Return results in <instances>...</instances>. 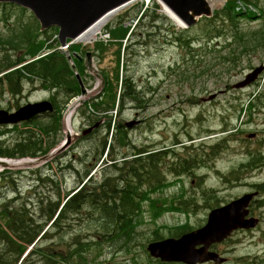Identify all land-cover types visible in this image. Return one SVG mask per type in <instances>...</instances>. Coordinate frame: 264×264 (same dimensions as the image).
Masks as SVG:
<instances>
[{
	"label": "rangeland",
	"instance_id": "1",
	"mask_svg": "<svg viewBox=\"0 0 264 264\" xmlns=\"http://www.w3.org/2000/svg\"><path fill=\"white\" fill-rule=\"evenodd\" d=\"M252 1L257 4L215 0L212 15L229 2L235 13L248 17L241 22V34L260 31L264 23L261 17L264 0ZM154 2L157 1L131 0L103 20L97 35L72 42L74 53L70 57L78 66L87 92L81 95L78 83V95L60 112L62 129L55 136L42 128L49 124L47 118H42L37 128L23 122L0 124L2 151L12 153L14 142L28 133L26 129L39 133L41 139V151L36 156L0 157L12 159L5 161L6 166L0 165V207L5 203L10 207L26 203L25 208L37 212L40 199L55 197L57 189L64 193L76 185L78 178L102 153L103 123L110 119L112 125L115 118L114 113H109L89 123L78 113L77 107L103 90L117 92L121 74L126 69L124 73L130 75L145 102L142 107L132 103L125 105L119 121L125 125L126 121L136 119L139 123L125 126L130 144L119 146L117 154L112 151V156L120 161L123 152H130L133 146L161 150L165 157L161 168L165 180L160 188L145 193L134 219L135 234L129 244L113 241L112 234L97 237L96 214L84 210L82 214L71 215L60 238L55 235L53 240L44 241L47 244L59 242L63 248H69L72 257L58 264H185L161 262L151 257L146 244L151 238L153 241L176 238L195 230L206 222L212 208L252 192L257 194L249 211L259 219L258 224L233 232L210 250L225 259L222 264H264V97L253 108L248 107L249 99L257 92L264 94V69L251 85L233 88L253 68L264 65V52L260 48L245 49L240 39L230 37L232 33L227 37L223 34L209 37L203 24L198 22L185 33L189 47L184 48L175 40L174 33L187 27L177 24L159 2L157 7ZM145 8L148 15L134 28ZM12 12V26L13 21L24 22L30 15L28 10L22 12L20 8H12ZM106 27L109 29L105 30ZM9 28L10 24L0 21L1 33ZM38 43L45 47L41 38ZM24 81L23 92L18 96L13 97L5 85L0 88V109L13 112L28 102L49 100V89L35 86L38 82L31 86ZM210 94L216 97L206 102L200 100ZM77 98L82 100L74 104ZM97 122H100L99 127L88 130ZM224 127L227 132H222ZM230 132L232 134L228 135ZM67 135L69 140H66ZM226 135L227 141L220 143ZM181 143L190 149L185 151ZM214 145H218V149L210 161L207 147ZM191 154L198 157L197 168L177 176L169 172L168 163H176L179 158ZM109 158L104 152L88 177L93 175V179L100 180L104 173L115 176L114 170L105 167ZM246 163L247 169L240 170V177L230 174ZM258 184L261 188L256 186ZM182 202L186 210L175 206ZM73 217L76 220H71ZM6 218L0 208V231L5 228ZM180 231L178 236L172 235ZM43 253H35L33 259ZM39 260L36 259V264H40Z\"/></svg>",
	"mask_w": 264,
	"mask_h": 264
},
{
	"label": "trees",
	"instance_id": "2",
	"mask_svg": "<svg viewBox=\"0 0 264 264\" xmlns=\"http://www.w3.org/2000/svg\"><path fill=\"white\" fill-rule=\"evenodd\" d=\"M242 1L257 4L252 0ZM153 4L155 7L158 6L156 2ZM13 7L18 9L13 4L0 3V21L11 25L6 33L0 32V88L5 85L13 97L23 92L24 80L28 81L31 86L38 82L35 86L49 89L51 92L49 100L52 103L53 111L24 121L23 124H34L37 128L41 119L47 118L49 124L42 128L49 132L52 131L55 136L62 129L60 112L72 97L78 95L79 85L64 53L57 49L59 45L55 37L57 28L50 27L40 31L38 22L31 14L24 22L22 20L13 21L12 26ZM20 10L26 11L23 8ZM147 15L148 11L145 8L134 28L139 27L143 17ZM261 17H264V7ZM247 19V16L235 13L229 2H226L212 16L201 17L197 22L203 24L205 34L209 37H217L222 34L227 37L228 33H232L230 37L235 36L238 38L236 40L240 39L245 49L260 48L264 52V23L260 31L253 30L241 34V22ZM108 29V27L105 28V30ZM189 30L190 28H186L176 30L174 33L175 40L180 42L184 48L189 47L187 44L189 39L185 37V33H188ZM261 32L262 34H260ZM40 38L45 43V47L38 43ZM42 47L44 50L39 54ZM47 50L51 52L39 56ZM72 51H74V47L69 45L68 52L72 54L74 53ZM75 66L79 71L77 64ZM124 71L126 69H123L121 74L117 92L103 90L96 97L84 100L77 107L78 113L87 118L89 123L94 122L95 119H101L100 116L108 115L115 110L112 125L110 119L103 123L105 135L101 140L102 153L99 159L107 148L105 157L109 154L110 162L105 163V167L114 170L116 175L104 173L100 180L93 179V175L86 178L96 166L97 160H99L96 159L95 163L78 178L76 185L69 191L61 193L57 189L55 197L48 196L46 199H40L37 212L25 208L26 203L14 207H10L8 203L2 204L0 208L4 210L7 218L5 228L0 231L2 244L0 264H36L37 258L40 259V264H58L60 261H67L72 257L68 247L63 248L59 242L51 241L47 244L44 241L53 240L55 235L60 238L59 234L64 231V226L70 216L82 214L84 210H87L89 214L97 215L95 219L98 224L97 237L112 234L113 241H124L127 244L132 241L135 234L134 219L138 216L145 193L160 188L165 180L161 172V168L165 164V157L160 153L161 150H147V147L134 146L130 152H123L120 161L112 156V151L117 154L119 146L130 144L125 125L119 121L125 105L132 103L142 107L145 102L130 75L125 74ZM252 96L253 94L250 97ZM263 97L262 91L257 92L249 99L248 107L253 108L255 103H259ZM26 130L28 133L14 142L12 153L0 149V157L36 156L41 151L39 133ZM227 131L226 127L222 130V132ZM230 134L232 132L228 135ZM228 135L222 137L220 143H225ZM181 146L185 151L190 149V146L184 144ZM207 149L209 150V160L212 161L213 158L210 159V157H214L218 145L208 146ZM191 155L179 158L176 163H168L170 165L169 172L177 176L197 168L198 157L196 154ZM248 163L242 164L239 169L231 171L230 174L234 178L240 177V170H246ZM256 186L261 188L262 185ZM175 206L183 209L186 207L185 202ZM71 220L76 219L73 217ZM181 233L180 231L172 235L178 236ZM150 241H153V238L148 242ZM29 246L31 247L26 252ZM43 251L45 252L43 255L33 259L35 253Z\"/></svg>",
	"mask_w": 264,
	"mask_h": 264
},
{
	"label": "water",
	"instance_id": "3",
	"mask_svg": "<svg viewBox=\"0 0 264 264\" xmlns=\"http://www.w3.org/2000/svg\"><path fill=\"white\" fill-rule=\"evenodd\" d=\"M130 0H0V2L15 3L27 8L40 24V29L49 26H57L58 41L61 45L67 39H75L85 32L100 18L112 10L122 6ZM170 10L185 27L194 25L202 17L212 15V5L208 0H159ZM67 60L71 57L66 53ZM89 57V52L87 53ZM70 67L75 71L71 62ZM264 65L252 69L245 77L235 83L233 88H242L253 82L263 71ZM80 85L81 95L86 94V89L76 73ZM216 95L211 94L202 101L213 99ZM81 101V99L79 100ZM50 101L41 100L28 102L13 112L0 109V124H16L21 121L32 119L36 115L52 111ZM138 120H131L125 123L132 127ZM98 122L89 127L88 130L98 126ZM86 131H83L85 134ZM69 136L67 135V139ZM256 192L245 193L239 198L212 208L206 218V222L199 228L185 232L177 238H166L152 241L147 244L146 250L151 257L165 262H182L185 264H199L208 261L223 263L225 259L216 252L210 250L212 244H217L229 237L237 229H249L258 223V219L248 216V206Z\"/></svg>",
	"mask_w": 264,
	"mask_h": 264
},
{
	"label": "bare ground",
	"instance_id": "4",
	"mask_svg": "<svg viewBox=\"0 0 264 264\" xmlns=\"http://www.w3.org/2000/svg\"><path fill=\"white\" fill-rule=\"evenodd\" d=\"M144 2H148V1H150V0H143ZM209 1V4H211L212 6H214V4H213V2L215 1V0H208ZM218 1H220V0H218ZM114 11H116V10H113V11H111V12H109V13H107L104 17H102L99 21H97L95 24H93L91 27H89V28H87V30L82 34V35H80L78 38H77V40L78 39H80V38H86V36H92V35H97L98 34V31H99V29H100V27L102 26V24L109 18H107L106 19V17L108 16V15H110V14H112V13H114ZM164 11L177 23V24H179V25H181V26H183V23L182 22H180V20H178L177 18H176V16L170 11V10H168L165 6H164ZM105 19V21L103 22V20ZM103 22V23H102ZM97 28H98V31H97ZM96 30V31H95ZM95 31V32H94ZM94 32V33H93ZM92 34V35H91ZM77 96V95H76ZM75 97V96H74ZM73 98V97H72ZM71 98V99H72ZM77 100H79V98H77L76 99V101L74 102V104H78L79 103V101L77 102ZM74 104H72V105H74ZM72 105L71 106H69V108L70 107H72ZM69 108H68V110H69ZM67 110V111H68ZM70 112H72V109H71V111ZM69 127H70V131H72V128H71V119H70V125H69ZM66 134H69V135H71L70 133H66ZM9 160H12V159H7V158H0V165H2V166H6L7 165V163L5 162V161H9ZM13 162V161H12ZM2 169V168H1ZM86 178H88V176L86 177ZM86 180V179H85ZM177 238V237H176Z\"/></svg>",
	"mask_w": 264,
	"mask_h": 264
}]
</instances>
